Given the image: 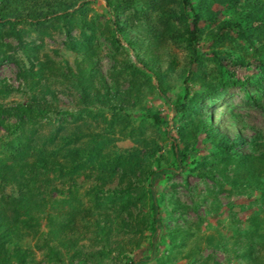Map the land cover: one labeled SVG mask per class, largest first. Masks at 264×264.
<instances>
[{
    "label": "rangeland",
    "instance_id": "1",
    "mask_svg": "<svg viewBox=\"0 0 264 264\" xmlns=\"http://www.w3.org/2000/svg\"><path fill=\"white\" fill-rule=\"evenodd\" d=\"M159 1L0 0V207L26 194L39 220L0 264H264V36L217 39L214 0L200 23ZM225 69L244 82L224 89ZM208 117L247 140L228 159L188 132Z\"/></svg>",
    "mask_w": 264,
    "mask_h": 264
},
{
    "label": "trees",
    "instance_id": "2",
    "mask_svg": "<svg viewBox=\"0 0 264 264\" xmlns=\"http://www.w3.org/2000/svg\"><path fill=\"white\" fill-rule=\"evenodd\" d=\"M160 1L161 2L163 1V3L161 4ZM160 1L158 3L163 8V10L168 11V13H170L169 11L170 7H168V4L170 3L175 2L181 8L188 5V3L192 4L194 8V13H195L194 18L199 23L202 22V20L205 21L208 19L210 20H214L215 18L217 19L216 14H214L213 12L211 14H208L207 11L205 10L206 9L205 6L207 3L206 1L208 0H160ZM213 2L218 3L220 6L223 7V9L220 10V12H223L224 14H229L228 18L225 21L223 20L220 22L219 29L216 30L217 39L219 38L222 40V38H229V36L232 35L235 39L241 37L242 39L246 40L251 46H253L256 44L255 41L257 40V38H261L264 36V0H214ZM242 2H247V4L245 5L247 8L246 7L239 8ZM109 3L116 5V3H114V0H109ZM59 8L60 7L56 5L54 9H48L47 11H43L41 9H38L36 5V7H34L33 9H30L31 12L28 15L33 18H40L42 16L48 15L49 13L57 12ZM173 14L174 13H172V15ZM174 16H173L174 19L177 18L183 21L184 19L186 20L187 17L189 18L190 14L189 15L187 14L184 17V19L180 18L178 15H174ZM63 17L67 19L66 21H68V24L71 23V20L68 18L67 15H64ZM167 25H166V29L163 30L161 35H166L170 31H172V26L168 27ZM199 26L197 27V30L198 29L201 30ZM187 31L189 33V38H188V40L190 41L189 44L192 46L193 51L199 56L203 55L204 52L203 50H201V47H198V49H196V47L194 46V41H195L194 34L196 33L195 29H190L187 26ZM257 57H258L257 67L264 71V57L263 56L262 57L257 56ZM143 61L146 65L149 66V63L146 60L143 59ZM233 62L235 64L236 63L238 64L242 63L244 65L247 64L245 61L243 62L240 60L238 61L234 60ZM225 72L227 73L226 79L221 83L224 89H226L228 86H231L234 84H242L244 82L238 77H236L235 73H231V72L229 73L225 69V71H222V74H225ZM21 75L26 76V73L23 69L21 70ZM207 94L209 93H204V94H199V95L197 94L194 96L193 100H196V102H198L199 101L198 97L202 98ZM221 94H222V91L217 93V95H221ZM179 102H182V101L180 100ZM176 104H178V102ZM38 109H39L38 107H35L32 105H29L26 107H22V106L19 107V110L22 112L24 116L27 112L29 114L34 115L36 111H43L42 109H39V110ZM156 119L160 120V117L156 115ZM198 122L199 123L197 124L196 128L194 129L191 128L192 130L191 129L188 130V132H190L189 134H192L193 136L195 135L196 138L200 134H205L204 140H209V141L214 142V147L212 150L217 153L219 152L223 153L224 157L227 159L233 155L235 147L239 144V142L247 141L241 135V133H238L236 137L233 140H231L230 136H228L225 132H223L220 129V127L217 124H215L214 119H212L211 117H208L205 119L200 118ZM199 130L201 131H200V134L198 135L196 132ZM249 142H250V145L253 146L254 140L251 139L248 141V143ZM188 157H189V151H186V150L183 151V160H186V158ZM261 170L264 171V168ZM257 171H260V170L258 169ZM242 175L244 176L245 181L251 182L253 180V182H256V180L251 177L252 171H250L249 169H246ZM260 190L262 191L263 198H264V187L260 188ZM46 192L47 191L43 190V202L46 200ZM32 201L33 199H31V197H27L26 194L21 195V197L17 199L18 203L17 202L14 203V207H13L15 209L14 214L13 213L9 214L7 213V211L2 210L0 207V227L1 229L2 228L5 229V232L7 233L6 236H8V237H4L5 235L3 236L0 234V250L5 248V244L7 240L10 239L11 236L13 235L16 236L19 230L18 225L20 223H22L25 227L29 228V230H31L32 233L37 234V229L35 228V226L39 223V220L36 217L38 210H37V207L36 208L32 207L33 203L36 204V200L35 202L34 201L32 202ZM156 209H157L156 207H152L150 214L152 218V223L155 225V227H157V229H159L160 226L158 225V219H157L156 214L154 213ZM21 215H28L29 218L23 219ZM43 237H44V234H43ZM52 251H53V254L58 253L57 249L55 248H52Z\"/></svg>",
    "mask_w": 264,
    "mask_h": 264
}]
</instances>
